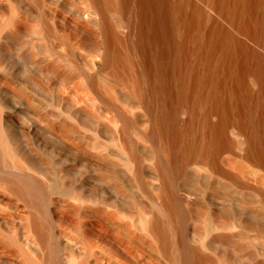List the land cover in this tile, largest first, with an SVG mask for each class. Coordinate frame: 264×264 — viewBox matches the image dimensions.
<instances>
[{"label":"bare ground","instance_id":"bare-ground-1","mask_svg":"<svg viewBox=\"0 0 264 264\" xmlns=\"http://www.w3.org/2000/svg\"><path fill=\"white\" fill-rule=\"evenodd\" d=\"M0 264H264V0H0Z\"/></svg>","mask_w":264,"mask_h":264}]
</instances>
